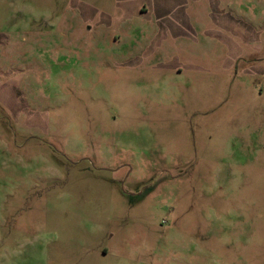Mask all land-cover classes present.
Listing matches in <instances>:
<instances>
[{"label": "rangeland", "instance_id": "obj_1", "mask_svg": "<svg viewBox=\"0 0 264 264\" xmlns=\"http://www.w3.org/2000/svg\"><path fill=\"white\" fill-rule=\"evenodd\" d=\"M0 264H264V0H0Z\"/></svg>", "mask_w": 264, "mask_h": 264}]
</instances>
